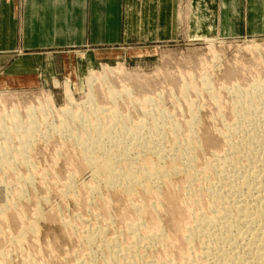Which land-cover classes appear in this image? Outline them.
Wrapping results in <instances>:
<instances>
[{
	"label": "rangeland",
	"instance_id": "obj_1",
	"mask_svg": "<svg viewBox=\"0 0 264 264\" xmlns=\"http://www.w3.org/2000/svg\"><path fill=\"white\" fill-rule=\"evenodd\" d=\"M183 11L170 37L54 54L33 86L0 83V264H223L226 255L246 264L259 252L264 36L192 37ZM109 156L114 174L162 163L167 176L152 186L160 198L109 184L97 173ZM211 213L218 222L201 230L197 214Z\"/></svg>",
	"mask_w": 264,
	"mask_h": 264
},
{
	"label": "crops",
	"instance_id": "obj_2",
	"mask_svg": "<svg viewBox=\"0 0 264 264\" xmlns=\"http://www.w3.org/2000/svg\"><path fill=\"white\" fill-rule=\"evenodd\" d=\"M180 5L192 37L264 36V0H0V83L33 86L54 54L170 37Z\"/></svg>",
	"mask_w": 264,
	"mask_h": 264
},
{
	"label": "bare ground",
	"instance_id": "obj_3",
	"mask_svg": "<svg viewBox=\"0 0 264 264\" xmlns=\"http://www.w3.org/2000/svg\"><path fill=\"white\" fill-rule=\"evenodd\" d=\"M116 69H118V67L117 68H115V67H110V66H105L104 67V71L106 72V71H110V72H114ZM95 74V72L94 73H92L91 74V76L90 77H88L87 79H86V83H87V85H88V87H89V89H88V92H87V94H86V96H87V98H88V100H87V102L86 103H92V95H93V82H94V80H95V77H97V76H95L94 75ZM98 75V74H97ZM97 78H99V77H97ZM260 78V77H259ZM259 78H254L255 79V84H256V80H258ZM253 79V80H254ZM252 80V81H253ZM260 80V79H259ZM258 80V81H259ZM261 81H263L262 79L260 80V84H254L255 86H253L254 87V89L256 90V89H259L260 90V88H262V86H263V82H261ZM253 85V84H252ZM93 92V93H92ZM131 92V91H130ZM71 93H69V90H68V92H67V97H70L71 95H70ZM109 94H111V95H113V94H116L113 90H109ZM121 96V95H120ZM251 96H253V93H252V95ZM113 97V96H112ZM246 97V96H245ZM254 97V96H253ZM148 102H150V100L148 99L147 101H146V103H148ZM153 102V101H152ZM216 102H217V100H216ZM244 102H245V100H244ZM148 105V104H147ZM153 105V104H152ZM237 105V104H236ZM241 105V104H240ZM243 105V104H242ZM90 106V105H89ZM142 106V105H141ZM241 109V108H240ZM146 110V109H145ZM242 111H243V109H241ZM241 110H240V112H241ZM87 111V110H86ZM84 112V111H83ZM100 112V111H99ZM236 112V111H235ZM63 113L64 114H68V113H70V109L69 108H64L63 109ZM110 113V112H109ZM223 113V112H222ZM233 113V112H232ZM89 114V113H88ZM238 114V113H237ZM240 114V113H239ZM243 114H244V112H243ZM235 115H236V113H235ZM90 116V115H89ZM80 117V116H79ZM92 118V117H91ZM94 119V118H93ZM121 121H123V120H121ZM100 122V121H99ZM112 122V121H111ZM118 122V121H117ZM120 122V121H119ZM111 124V123H110ZM138 124V123H137ZM63 125V124H62ZM125 125V124H124ZM127 127V126H126ZM126 127H125V129H126ZM104 128V127H103ZM106 129V132H109V130H110V128H109V126L108 127H105ZM127 128H129V127H127ZM29 129H32V128H29ZM89 130V129H88ZM126 130H128V129H126ZM193 130V129H192ZM31 130H28V129H26V130H23V132H20V135H21V137L22 136H27L28 135V133L30 132ZM90 131H92V130H90ZM119 133V132H118ZM135 133V132H134ZM228 133V132H227ZM230 133V132H229ZM105 134V133H104ZM127 134V133H126ZM100 135H102V134H100ZM103 136V135H102ZM188 136V135H187ZM92 137H94V135L92 136ZM24 138V137H23ZM103 138V137H102ZM192 138V137H191ZM193 138H195V137H193ZM100 139V138H99ZM128 139V138H127ZM223 139V138H222ZM90 140V139H89ZM92 140V139H91ZM101 140V139H100ZM136 140V139H135ZM225 140V139H224ZM188 141V140H187ZM86 143H89V141L88 142H86ZM101 143V142H100ZM185 143V142H184ZM83 144V143H82ZM131 144V143H130ZM102 145V144H101ZM112 145V144H111ZM114 145V144H113ZM138 145V144H137ZM139 145H141V144H139ZM142 146V145H141ZM195 146H196V144H195ZM91 147V146H90ZM111 147V146H110ZM197 147V146H196ZM87 147H84V149H82L84 152H86V151H88V148L86 149ZM93 148V147H92ZM102 148H103V146H102ZM106 148V147H105ZM143 148V147H142ZM104 149V148H103ZM102 149V150H103ZM107 149V148H106ZM106 149H104V150H106ZM119 149V148H118ZM185 149V148H184ZM187 149V148H186ZM125 150V149H124ZM138 150V149H137ZM143 150V149H142ZM157 150V149H156ZM181 150V149H180ZM187 150H189V149H187ZM90 151V150H89ZM98 151V150H97ZM117 151H119V150H117ZM152 151V150H151ZM93 152V151H92ZM104 152V151H103ZM102 152V153H103ZM108 152H110V149H109V151ZM142 152V151H141ZM159 152V151H158ZM123 153V152H122ZM94 154V153H93ZM114 154V153H113ZM121 154V153H120ZM145 154V153H144ZM92 155V154H91ZM91 155H88V154H86L85 155V158L87 159V162H89L90 163V156ZM104 155V154H103ZM127 155H128V153H127ZM148 155V154H147ZM189 155V154H188ZM115 156V155H114ZM190 156H191V154H190ZM189 156V157H190ZM117 157V156H116ZM115 157V158H116ZM119 157V156H118ZM128 157V156H127ZM148 157V156H147ZM150 157H152L151 155H150ZM180 157V156H179ZM6 158V157H5ZM107 159L105 160V163L101 166V167H99L98 168V170H97V173H99V174H101L102 176H103V178L104 179H106V181L109 183V184H112V185H115V184H117V183H119V184H124L125 185V187H126V189H128L129 191H131L132 190V188H134V186H140L141 185V187L142 188H144L146 191H148V192H150L154 197H152V195H151V198H157V199H159L160 198V192H159V190L157 189V188H154V187H152L153 185H155L157 182H160V180L161 179H164L166 176H167V172H166V170L164 169V167L160 164V163H154L153 162V160H150V158H148V159H145V160H143L142 162H140V165H138V166H130V165H124V167L122 168V169H119V173L118 174H114L113 173V171L114 170H117L118 169V167H114V163H115V159H113L111 156H109V157H106ZM97 159V158H96ZM137 159V158H136ZM128 160L130 161V159L128 158ZM99 161V160H98ZM176 161V160H175ZM183 161V160H182ZM185 161H186V159H185ZM117 162V161H116ZM161 162V161H160ZM124 163V162H123ZM129 163V162H128ZM137 163V162H136ZM97 164V163H96ZM99 164H101L100 162H99ZM131 164V163H130ZM172 164H173V162H172ZM177 164H178V162H177ZM182 164H183V162H182ZM193 164V163H192ZM175 165H176V163H175ZM179 165H181L180 163H179ZM189 165V164H188ZM116 166V165H115ZM176 166H178V165H176ZM176 166H174L175 168H176ZM96 167V166H95ZM170 167V166H169ZM180 167V166H179ZM171 168H173V166L171 167ZM204 168V167H203ZM185 169V168H184ZM206 169V168H205ZM197 170H198V168H197ZM209 170V169H208ZM222 170V169H221ZM179 171V170H178ZM188 171V174H189V172L191 173V172H193L192 170H186V172ZM205 171V170H204ZM92 172V171H91ZM96 172V171H95ZM96 174V173H95ZM188 177V176H187ZM247 181V180H246ZM161 182H163V181H161ZM164 182H166V181H164ZM243 183V182H242ZM248 185V184H247ZM106 186V185H105ZM66 187H68V186H66ZM94 187H95V185H94ZM119 187H120V185H119ZM136 188V187H135ZM137 188H139V187H137ZM160 188V187H159ZM69 190V189H68ZM135 191L137 190V189H134ZM139 190L141 191V188H139ZM138 190V191H139ZM120 192V191H119ZM139 193V192H138ZM141 193V192H140ZM139 193V194H140ZM143 193V192H142ZM127 194H129V193H127ZM133 194V193H132ZM204 194V193H203ZM124 195V194H123ZM136 195H137V193H136ZM144 195V194H143ZM148 195V194H147ZM133 196H135V194H133ZM133 196H129V197H133ZM142 196V195H141ZM145 196V195H144ZM207 197V196H206ZM126 198V197H125ZM133 198H135V197H133ZM147 198V197H146ZM127 199V198H126ZM132 199V198H131ZM152 199V200H153ZM156 200V199H155ZM154 200V201H155ZM141 201V200H140ZM189 201H190V199H189ZM127 202H128V200H127ZM219 202H221V201H219ZM133 203V202H132ZM216 203H218V202H216ZM142 204H144L145 205V203H142ZM222 204V203H221ZM8 205V204H7ZM209 205V204H208ZM211 205L212 204H210V208H211ZM219 205V204H218ZM139 206V205H138ZM240 206V205H239ZM238 206V210H243L244 208L243 207H239ZM7 207V206H6ZM9 207H10V205H9ZM8 207V208H9ZM236 208V207H235ZM138 209V208H137ZM140 209V208H139ZM212 209V208H211ZM216 209H217V207H216ZM225 209V208H224ZM224 209H221L220 208V212H221V210H222V212L224 213ZM213 210H214V208H213ZM237 210V211H238ZM226 212H228L227 210H225ZM246 211V210H245ZM145 212V211H144ZM216 212V211H215ZM218 212H219V210H218ZM218 213V215L219 214H223V213ZM240 212V211H239ZM1 213V212H0ZM141 214V213H140ZM193 214H194V212H193ZM201 214V213H200ZM213 213H211L210 215H212ZM216 214L217 213H215V215H212V216H210V217H198V214H197V217L196 216H194V218L196 217V219L195 220H197V223L198 224H200L202 227L200 228L201 230L203 229V226H213V225H215V223H216V221L218 222V217L216 216ZM242 215H240V216H243V218L245 219H247V217L248 216H250V214L248 215V211H246V212H242L241 213ZM136 215V214H135ZM190 215H192V213L190 214ZM203 215H205V213L203 214ZM259 215V214H258ZM140 216V215H139ZM202 216V215H201ZM205 216H207V215H205ZM219 216H221V215H219ZM263 217V216H262ZM139 218V217H138ZM240 219V218H239ZM255 219H256V217H255ZM137 221V220H136ZM248 221H249V219H248ZM194 222H196V221H194ZM231 223V222H230ZM192 225V224H191ZM196 226H198L197 224H195ZM196 226H194V227H196ZM206 227H204V228H206ZM213 227H215V226H213ZM198 228V229H199ZM191 229V228H190ZM249 229V228H248ZM194 230V229H193ZM196 230V229H195ZM201 230H199V231H201ZM253 230V229H252ZM198 231V230H197ZM196 231V232H197ZM190 232V231H189ZM202 232H204V231H202ZM215 232H217V231H215ZM256 232H258V231H256ZM255 232V233H256ZM205 233V232H204ZM261 233V232H260ZM263 234H264V232H262ZM188 234V233H187ZM197 234V233H196ZM210 234V233H209ZM215 234H217V233H215ZM219 234V233H218ZM257 234V233H256ZM259 234V233H258ZM156 235V234H155ZM260 235V234H259ZM152 236V235H151ZM154 236V235H153ZM165 235H164V233H162V231L161 230H159V232H158V237H161V238H163ZM196 236V235H195ZM210 236V235H209ZM214 236V235H213ZM216 237H217V235H215ZM258 235H256V237H257ZM156 236H154V238H155ZM210 237H212V235L210 236ZM215 237V238H216ZM255 237V236H254ZM256 237H255V239H256ZM262 237H263V235H262ZM91 238H92V236H91ZM218 238H219V236H218ZM217 238V239H218ZM237 238V237H236ZM259 238H261L260 236H259ZM205 239V238H204ZM208 239V238H207ZM212 239V238H211ZM253 239V238H252ZM92 240V239H91ZM157 240V239H156ZM214 240V239H213ZM254 240V239H253ZM88 241V240H87ZM214 241H216V240H214ZM218 241H220L219 239H218ZM257 241H258V237H257ZM251 242V241H250ZM254 244H255V242L254 241H252ZM251 242V244H253ZM114 243V242H113ZM203 243V242H202ZM209 243H211V242H209ZM227 243V242H226ZM258 243V242H257ZM117 244V243H116ZM116 244H115V246H116ZM223 244V243H222ZM215 245L216 244H212V246H214L215 247ZM250 245V244H249ZM256 245V244H255ZM210 246V245H209ZM258 246H260L259 247V249L262 251H260V250H258L259 252L256 254V255H251L252 257H253V259H250V256H248L247 257V259L246 260H248V262L250 261V263H247L246 262V264H264V240L262 239V240H260V243H259V245ZM116 247H118V246H116ZM115 247V248H116ZM109 248V247H108ZM115 248H113V250H115ZM119 249H120V247H118ZM208 248V247H207ZM213 248V247H212ZM257 248V247H256ZM112 249V248H111ZM255 249V248H254ZM253 249V250H254ZM109 250V249H108ZM118 250V249H117ZM220 250V249H219ZM249 250V249H248ZM250 250H252V248L250 249ZM109 252V251H108ZM111 252V251H110ZM109 252V253H110ZM113 252V251H112ZM115 252V251H114ZM123 252V251H122ZM249 252V251H248ZM255 253H256V251H254ZM125 253H126V251H125ZM198 253V252H197ZM245 253V252H244ZM252 253V252H251ZM116 255H117V253H115ZM254 254V253H253ZM112 255H114L113 253H112ZM115 255V256H116ZM123 255V254H122ZM128 255V254H127ZM226 255V254H225ZM110 256H111V253H110ZM228 258H230L231 259V256L229 257L228 255H226ZM246 256V255H245ZM116 257H118V256H116ZM119 257L121 258V256H120V254H119ZM128 257V256H127ZM226 257V258H227ZM243 257H244V255H243ZM126 258V257H125ZM125 258H123V259H125ZM226 258L225 257H223V259H225V261H226ZM245 258V257H244ZM249 258V259H248ZM126 260V259H125ZM241 260V259H240ZM239 260V261H240ZM224 261V263L223 264H226V262L227 261H229L230 262V260H227L226 262ZM231 261H232V259H231ZM112 262V261H111ZM228 262V263H229ZM233 262V261H232ZM241 262V264H244V263H242V261H240ZM243 262H244V259H243ZM125 263V262H124ZM124 263H121V264H124ZM129 263V262H128ZM133 263V262H132ZM195 263V262H194ZM227 263V264H228ZM231 263V262H230ZM237 263L239 264V262L237 261ZM89 264H91V263H89ZM169 264V263H168ZM199 264V263H198ZM220 264H222V262L220 263Z\"/></svg>",
	"mask_w": 264,
	"mask_h": 264
}]
</instances>
